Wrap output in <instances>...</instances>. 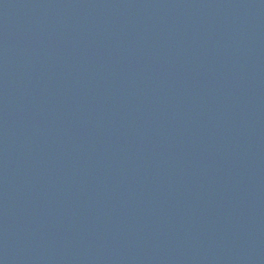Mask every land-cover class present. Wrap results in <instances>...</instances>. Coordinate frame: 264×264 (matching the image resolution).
<instances>
[{
    "label": "water",
    "instance_id": "95a60500",
    "mask_svg": "<svg viewBox=\"0 0 264 264\" xmlns=\"http://www.w3.org/2000/svg\"><path fill=\"white\" fill-rule=\"evenodd\" d=\"M0 264H264V0H0Z\"/></svg>",
    "mask_w": 264,
    "mask_h": 264
}]
</instances>
